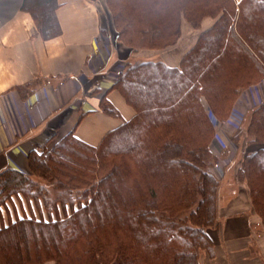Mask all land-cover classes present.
<instances>
[{
	"label": "trees",
	"instance_id": "16d2710c",
	"mask_svg": "<svg viewBox=\"0 0 264 264\" xmlns=\"http://www.w3.org/2000/svg\"><path fill=\"white\" fill-rule=\"evenodd\" d=\"M249 1L244 13L242 10L247 0H242L239 12L233 9L230 21L222 20L218 26L203 34L195 49L186 56L179 68H170L164 62L127 64L126 71L120 75L114 87L136 108L137 115L134 120L108 134L100 146H89L69 134L51 150L43 153L33 150L29 153L28 162L34 174L56 182L54 187L61 190L59 198L52 203L48 201L44 191L37 189L32 177L12 169L0 172V206L14 196L24 195L29 199L43 198L50 213L57 210L60 204L72 209V213L64 218L53 220L50 217L47 221L44 218L37 220L24 217L0 228V252L5 245L7 247L11 243L12 238L15 247L17 246L15 250H7L9 257H3L0 253L4 264H16L18 260L26 257L28 234L34 242L37 238L41 243L45 240L51 241V250L48 249L50 256L71 261L70 264H102L109 261L97 244H100L101 240L96 232L102 229L101 214L104 223L122 230L123 239L126 240L122 241V238L117 236L121 245L113 254V264H201V251L212 255L213 243L208 229L218 227L216 203L219 182L207 167H210L215 159L211 154L210 145L216 132L202 98L218 118L223 117L236 99L237 89L264 74V0ZM33 4L32 9L30 5ZM57 6L56 0H26L24 4V9L31 12L44 39L56 37L61 33L54 14ZM130 6L126 5L117 15L120 22L125 20L123 32L115 33L117 38L123 34L131 41L129 35L138 29H141L143 37L145 32L153 34L152 31L157 29V25L152 24L149 29L139 28L136 16L126 17L132 14ZM237 28L241 39L235 35ZM136 33L138 36V31ZM154 39L152 35L151 40ZM170 45L166 43L163 46ZM101 106L105 113L119 117L106 97L102 99ZM164 115L165 118H162ZM255 116L259 117L262 124L264 105L256 111ZM129 125H135L128 133L135 135L137 139L126 148L124 143L123 147L121 146L120 141L124 134H119ZM182 132L193 138L192 148L188 149L190 137L187 141L180 137L183 136ZM137 133L142 135L141 141ZM114 136H118L120 148L106 142ZM183 150L188 151L186 163L180 159ZM125 151L142 156L141 163L144 168L149 169V173L152 172L151 177L162 167L166 175L163 184L175 179L172 180L176 181L175 186L178 187L175 206L192 210L189 217L195 227H189L186 217L178 216L174 208L170 213L157 215L153 189H150V199L147 200L139 195H131L133 190H139L137 181L131 188L130 185L124 186L128 194L126 201L121 199V194L115 196L122 218L116 215V224H112L109 218L106 219V212L103 214V199L109 202L112 195L105 185L107 182H113L121 169L126 170L125 166L121 168L115 162L118 157L125 158ZM76 159L84 160L85 164ZM105 161L108 162L109 170L104 178H98L99 172L107 169V166L103 165ZM150 162L153 163L152 168ZM165 162L174 163L179 175H176L177 172L173 173V166L163 165ZM71 165L83 169L93 166L95 179L90 184L81 176L76 178L81 184H75L72 177L62 170L70 169ZM191 166L195 168L194 172L190 171ZM246 166L244 173L261 175V168H264V149L249 155ZM63 174L69 178L68 182L62 181ZM254 192L261 197L259 191L254 189ZM123 221L126 222L128 230L123 228ZM82 240L90 245L81 255L75 253L74 243ZM4 253L6 255V251ZM44 254L49 255L46 252Z\"/></svg>",
	"mask_w": 264,
	"mask_h": 264
},
{
	"label": "crops",
	"instance_id": "0c3cea01",
	"mask_svg": "<svg viewBox=\"0 0 264 264\" xmlns=\"http://www.w3.org/2000/svg\"><path fill=\"white\" fill-rule=\"evenodd\" d=\"M111 1L56 0L54 14L61 33L44 39L31 12L24 9L26 0H0V172L12 169L30 174L28 155L44 147L50 134L46 129L59 136L74 133L83 143L98 147L108 134L135 117L105 77L116 62L115 55L125 56L123 48L115 52L111 48L115 35L107 7ZM175 22L172 32L180 29L181 38L168 51L174 59L161 60L177 69L199 32L184 17ZM207 27V20H202V31ZM75 80L82 86L79 95L85 97L83 117L81 107L72 106L78 97ZM97 91L118 111V118L102 111L100 95L91 97ZM245 170L243 166L241 171ZM244 186L247 189L233 201L220 200L219 225L208 231L212 255H201V264H264V221L252 204L246 181Z\"/></svg>",
	"mask_w": 264,
	"mask_h": 264
},
{
	"label": "rangeland",
	"instance_id": "374dc122",
	"mask_svg": "<svg viewBox=\"0 0 264 264\" xmlns=\"http://www.w3.org/2000/svg\"><path fill=\"white\" fill-rule=\"evenodd\" d=\"M249 2L250 1L247 0L245 6L243 7L242 10L243 13L244 10L248 8ZM240 3L236 4L233 0H112L111 4L110 2L109 3L107 2V7L108 9H110L111 12L110 15L114 23L115 33L117 31L123 32V25H124L123 22H125V20H122L121 23L117 15L120 14L121 9L126 7V5H131L130 9H132L131 11L132 14H130V16L126 15V17L134 18L136 16L135 20L136 22H139L138 24L139 28L146 29L148 27H152V24H154L157 25V29L152 31L153 34H151L150 32H145L149 28L143 31L145 32L144 37L146 38L145 39L146 41L144 40V37L141 34V29L134 30L135 32H131L132 33L130 34L131 36L129 35L131 41L127 39L128 37H126V35L122 34L117 38L115 34L113 36V43H112L113 47L111 48H113L114 52L116 49L119 50L120 48H123L125 52L124 53L125 56L124 59H119L115 55L116 62L114 66H111L109 68V71L105 76L106 80L112 83L113 88L116 89L114 85L116 82H118L120 75L124 71H126L127 64H131L132 62L160 63V62H164L161 60V58L163 57L168 58L169 60L174 59V56L172 55L170 56L168 51L170 52V49L179 43L181 38V31H179L180 30L179 29L178 31H176L175 34L172 31L174 28H176L177 25L175 21L179 20L180 17L181 18L184 17L187 20V23L191 25L193 29L199 32V37L197 38L193 48L182 57L179 65L180 67L181 63H183L184 60H186V56L195 49L202 35L210 31L213 27L218 26L220 21L222 20H226L227 22L230 21L232 19L231 15L234 12L233 9H235L236 12H239L241 10V8H239ZM30 7L33 9L34 4L30 5ZM202 20H207V26H208L205 30L203 29V31L201 29ZM196 22H198L200 25ZM181 25H183L182 22L179 24V27H181ZM136 31H138L139 35L140 34L141 35L137 36ZM239 34L240 31L239 28H237L235 31V35L238 36L239 39H241L242 37L240 38ZM152 35H154L155 38L153 41L151 40ZM166 43L167 44L170 43L171 45L164 47L163 45H165ZM101 46L106 48L107 51L109 50V46L106 47V45L103 44H101ZM74 83L76 85L75 89H76V94H78V97L76 98L72 106L78 109L81 107L80 115L81 117H83L86 113L84 112V110H86V107L83 104L85 97L83 98L82 94L79 95V93L82 91V86L80 82L75 80ZM116 90L123 97L126 104L135 112V117H136L137 115L136 108L126 100L124 95H122V93L118 89ZM237 91L238 93L236 99L227 109L228 114L225 113V116L229 115L226 119L224 118L225 116L218 118V116L214 114L213 109L211 110L209 108V104L207 103V101L204 98H202L203 99L202 102L207 109L208 117L211 118L216 132L213 142L210 145V151L212 152L211 154H213L215 159H213L214 162L210 164V167L207 168L208 171L211 174H213L219 182V187L217 190V203H216L217 208L220 200L222 201V203L227 204L233 201V199L237 196L238 192H243L244 190H246L247 188H245L246 186H244L246 181L248 184V188H250L252 204L254 205L257 214L264 221V168H261L263 175L262 174L259 175L258 170L256 171L258 175L255 176L253 174H252L253 176L250 175V173L248 175L247 173L241 171L243 166L245 169L247 168L246 161L249 155H251L254 152H259V151L261 152V150L264 149V124H263L264 121L261 124L259 117L255 116L256 111L262 105H264V74L260 78H256L252 80L250 84L242 85V87L240 89H237ZM95 94H98V91L92 93L91 97L95 96ZM98 95H100L101 99L105 97L103 93L102 96L101 94ZM83 107L85 109H83ZM100 108L102 109L101 105ZM67 113L68 110L64 112V114ZM109 116L118 118L115 115H109ZM135 117L132 120H134ZM162 118H165V115ZM128 122H124L122 125ZM134 126L135 125L132 126L129 125L124 129V131H122L119 134V135L124 134L123 138L120 139V141H122L121 146L124 143L123 144L124 147L126 146L127 148L129 147V143L137 139L135 135L133 134L129 135L128 133L131 130H133V128H135ZM46 130L49 131L50 134L47 136V140L44 147L36 150L39 153H43L46 150L47 151L51 150L54 146L64 141L67 135L69 134L74 135V133H69L65 136H59L58 134L56 135L52 131H50V129H46ZM182 134L183 136L180 137H184L186 141L187 138L190 137L188 140L190 141V143H188V147H189L188 149H190V147L192 148L193 145H191V141L193 138L191 139V136L185 135L184 132H182ZM137 137L140 138L139 139L140 141L142 140L141 134L137 133ZM117 138L118 136L108 138L106 142H108L109 144L117 145V148H120L118 147L120 146L118 145V142L120 141ZM186 150H183V154L180 158L181 161L183 160L185 161V163L188 160L187 159L188 156L186 154L188 151ZM86 152L88 151L86 150ZM100 152L102 153L103 149H101ZM125 154H127L126 155L127 157L126 156L125 158L118 157L115 162L121 168L125 166L126 170L121 169V171H119L118 173L116 172L117 174L115 175L113 182H107V184L105 185V188L109 189L112 195L109 202H107L106 200L107 203L103 199V204L105 208L103 214H105L106 212L105 214L106 219L109 218L112 224L114 223L116 224L115 216L117 215L119 216V218H122V214L119 212L120 209H118V199L116 198L117 194H121L122 196L121 199L123 201H126V199L128 198V194L124 190V186L130 185L131 188L132 186L135 185L134 183L137 181V183L139 184V190L138 192L133 190L131 195H134L136 197L137 195H139L142 199L144 198L145 200H147V198L150 199V193H149L150 189H153V191L155 192L157 215L159 214L162 215L163 213H170V210L174 208V212L178 216L186 217L187 220L186 223L188 224L189 227L191 226L195 227L193 220L191 221L189 217L192 210L180 209L179 207L175 206V202H176L175 198L177 196L176 190L178 189V187L175 186L176 181H172L175 179L174 178L170 179V181H168L166 184H163L166 175L162 167H159L153 173V177H151L152 172L149 173L148 172L149 169L147 170L146 168H144L143 163H141L142 159L140 160V157L142 156L139 157L138 154L133 155L132 153H129L127 151H125ZM88 155L90 157L91 156L93 157V155L90 154ZM121 159L123 161L119 162V160ZM76 160L78 161L79 159ZM79 161L81 162V164H85L84 160L82 161V159H80ZM151 164L152 165L150 166L152 168L153 163ZM168 164L171 167L173 166L171 170L174 171L173 173L175 174L178 170L176 169V165L172 162L163 163V165H168ZM103 165L107 166L108 162L105 161ZM108 167L109 166L106 167L107 169L105 171L99 172L98 178H102V177L104 178L106 171L109 170ZM92 169L93 166L91 165L85 169L79 166L71 165L70 169L68 170L62 169V170L63 173H67L72 177L75 184L79 185L81 183L76 178H81V176L83 179L85 178V180L88 183L90 184L92 183L93 179H95ZM189 169L191 172L192 171L194 172L195 170V168L192 166L189 167ZM33 174L34 172L30 168V174L27 175L29 177H32L35 185L37 186V189L39 188L40 190L45 192L48 201L50 203H52L56 198H59L61 190L54 187V184H57L56 182L48 181V179L46 180L44 178L37 176V174L36 175ZM176 175L177 176L179 175L178 172L176 173ZM61 178L62 181L64 182L69 181L68 180L69 178L65 176V174H63ZM254 189L260 192L261 194L259 195L261 196L260 198L254 192ZM219 193H220V198L218 197ZM47 205L48 204L43 198L29 199L24 195L14 196L10 200H8L4 205L0 206V210H2L0 211V228H2L3 226H7L10 223L15 222L17 219H21L24 217L27 218L33 217L37 220L44 218L45 220L48 221L51 218L53 220H56L57 218H64L65 215H70L72 213V209L70 206L63 207L61 204L58 205L57 207L58 211L53 210V212L50 213ZM76 209H78V206ZM100 220L102 224V229L101 230L98 229L96 230V232L101 238V240H100V244L99 243L97 244L98 247H100L104 251L105 253L104 255L107 257V260H109L107 262H103L102 264H113L112 262V257L114 256L113 254L115 250L119 247V245H121L117 236H120L122 238L121 240L123 241L124 233L121 232L122 230H119L118 228L116 229V228H112L111 226H107L102 219V214ZM217 223L219 225L218 215H217ZM123 228L125 230H128V227L126 226V222L124 221H123ZM214 229L216 228H209L208 231ZM11 235L14 236V233H12ZM28 237L29 238L26 241L27 255L21 261L18 260V263L16 264H70L71 261L70 262L65 261V259L60 260L58 257L56 258L50 256V251L48 252V249L51 250V241L45 240L43 243H41V241L37 238V240L34 242L33 240H31L30 234H28ZM53 242H55V240ZM89 245H90L89 242H86L84 240L74 243L75 253H79L82 255V251L85 250ZM4 247L5 248L1 250L2 252H0L1 256L9 257L10 255H8L7 250L10 251L15 250L17 246L15 247V242L14 239L12 238L11 243L8 244L7 247L6 245ZM5 251H6V255L4 253ZM45 252L46 254L49 255H45L44 254ZM75 253H73V255H75ZM204 253L209 254L206 251H201V255H203ZM71 259L73 258L71 257ZM0 264H4L3 259H0Z\"/></svg>",
	"mask_w": 264,
	"mask_h": 264
},
{
	"label": "snow or ice",
	"instance_id": "6c2138e0",
	"mask_svg": "<svg viewBox=\"0 0 264 264\" xmlns=\"http://www.w3.org/2000/svg\"><path fill=\"white\" fill-rule=\"evenodd\" d=\"M0 211H2V210H0Z\"/></svg>",
	"mask_w": 264,
	"mask_h": 264
}]
</instances>
